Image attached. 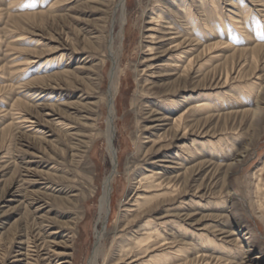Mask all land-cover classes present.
<instances>
[{
    "label": "rangeland",
    "instance_id": "374dc122",
    "mask_svg": "<svg viewBox=\"0 0 264 264\" xmlns=\"http://www.w3.org/2000/svg\"><path fill=\"white\" fill-rule=\"evenodd\" d=\"M189 1L193 4L192 23L169 0H143L145 11L139 0L126 1L124 35L115 45L119 47V64L114 157H118L119 167L112 183L100 263L107 256L105 264L117 263L120 240L130 242L127 234L133 226L117 228L116 220L124 207L136 208L139 194H146L143 187L137 189L139 194L132 190L129 174L137 167L144 169L160 160L165 153H175L183 142L192 144L196 137L192 134L175 140V130L165 125L171 121H162L168 116L166 111L151 103L155 98H169L162 93L168 86L189 88L179 99L194 93L191 89L196 82L195 72L188 81L155 73L149 76L153 83L150 91V85L139 83L145 76L140 70L144 68L143 46L150 41L146 32L151 23L150 11L162 9L170 11L171 18L183 27L180 30L186 28L195 37L197 30L193 25L217 23L219 15L225 22L223 35L208 36L205 41V46L219 43L217 48L207 51L203 61L207 72L205 92L213 95V103L218 107L208 117L202 139L214 141L224 134H233L234 138L229 140L238 150L228 149L216 156L206 154L201 159L202 168H198L200 161L196 158L184 166L187 169L157 161L162 166L170 165V176L179 175L185 193L173 201L159 199L160 205L151 218L177 219L189 228L183 235L179 227L174 226V230L168 226L169 233L177 238L176 248H191L186 262L177 256L173 264H202L199 259L203 253L205 258L213 256L211 264H264V110L255 115L254 105L240 96L237 101L226 100L227 104H222L223 97L215 95L217 91L229 92L254 81L262 86V93L256 96L264 97V48L255 49V53L251 49L256 44L264 46L263 29L256 35L257 24L263 18L264 0H241L239 4L234 0L235 7L230 5L232 0H214L217 12L212 0H204L203 7L199 0ZM117 2L0 0V264H19L15 255L26 252L30 240L36 244L44 242L47 247L40 252L39 259L23 256L22 264H55L63 260L68 261L66 264H89L96 232L102 228L98 219L103 183L113 168L105 131L113 66L109 38L113 33L117 35L121 26L119 14L116 20L114 13ZM246 10H250L247 18ZM228 14L241 17L244 24L248 22L247 33L236 34L234 41L227 33L228 28L234 27ZM60 55L64 56L62 62L68 75L59 74ZM45 61H49L47 72L39 71L40 63ZM240 70L242 78L237 77ZM226 71L230 79L227 83ZM240 84L245 85L238 87ZM242 92L245 95L244 89ZM32 93L40 94L39 100H29ZM230 95L227 93L225 99ZM152 112L154 117L150 116ZM15 117L27 121L21 122L22 128L17 127ZM59 123H64L67 131ZM35 130L39 132L34 133ZM150 133L166 136L170 147L158 152V145L147 153L151 147ZM137 146L141 147L139 153ZM182 200L186 203L183 209ZM199 235L217 241V245L204 247ZM50 241L60 243L55 246L56 254L50 252L51 261L45 259ZM219 244L225 247L220 246L219 250ZM132 248L130 244L127 251ZM197 249L199 254H195ZM133 254L120 264H140L148 258L144 253ZM218 258L222 262L218 263Z\"/></svg>",
    "mask_w": 264,
    "mask_h": 264
},
{
    "label": "bare ground",
    "instance_id": "6f19581e",
    "mask_svg": "<svg viewBox=\"0 0 264 264\" xmlns=\"http://www.w3.org/2000/svg\"><path fill=\"white\" fill-rule=\"evenodd\" d=\"M117 4L115 6V18L118 19L119 14V21H120V30L118 31L117 35H110L109 38V58L113 62V66L110 69V87L107 94V105L109 108V113L107 117V128L105 131V137L108 141V150L110 154L112 155L113 161L112 165L113 168L108 176H106L104 183H103V194L101 196L100 200V207H99V223L101 224L102 228H98L96 232V241L94 245V250L92 253V256L90 257L89 264H105L106 258L103 260L102 263H100V255L103 251V242L105 240L106 232H107V221H108V214L111 210L110 208V201H111V192H112V183L113 178L118 171L119 167V159L118 157L115 158L114 155H117V150L114 144V137H115V118H116V108H115V98L117 93V76H118V64H119V47H116L117 40L123 39V29L127 21V10H126V1L127 0H117ZM200 4L203 7L204 0H199ZM241 0L234 1L232 0L230 5L236 6L237 2L239 4ZM263 1V0H261ZM169 2L174 6L176 9H182V15L184 14V17H186V21L193 22V19L190 17V13L193 8V4L189 0H169ZM212 2V7L214 8L215 12L218 11L217 4ZM139 4L142 6L143 11L146 10V5L143 4V0H139ZM151 12V23L149 27H147L146 32L148 33V39L150 40L148 44L144 45V49L146 52H144L143 57V63L144 68L140 70L142 72V75H145L141 80H139L140 84L143 85H152L153 83L150 82V77L154 75L155 73H161L162 75H170V76H177V80H183L188 81V77L192 73H196V82L194 83V86L191 90H194L193 92H189L188 94H184L181 99H179V95L183 92L189 91V88L184 85L180 88H171L170 86L166 87L165 90H163V94L170 95L167 99L162 98H155L151 101L152 105L157 108H164L166 111L167 117L162 118V121H168L171 122L165 124L172 126V128L175 130L174 137L175 140H183L190 135L194 134L196 137H194L192 144H189L187 142H183L182 145L179 146V149L175 151V153H165V155L157 161H164L167 163L172 164H180L179 166L182 168L186 166L191 158L198 159L199 166L198 168H202L203 159L206 154H210L212 156L221 155L225 150L229 151H237L238 148L235 147V145H232V142H230L229 138H234L235 135L231 134V136H228V134H224L222 137H219L215 139L214 141L211 140H203L202 137L205 134V130L207 128V120L208 117L212 116V111L215 107H218L213 103V95L205 92V79H206V71L205 70V62L204 57L207 54V51H210L214 48H217L219 45L218 42L212 43L211 45L205 46V41L208 36H215V34H222L225 28V22L222 20L221 15H219V19L217 23L207 24L202 23L201 26L193 25V28L197 30L196 37L194 34L190 33L188 29H182L181 25H179L175 19L171 18V13L168 10H162V9H152ZM250 10H246L245 17H249ZM263 18L260 20L261 22H258V29L256 30V35L259 36L261 28L264 31V10H263ZM232 25L234 26L227 29V33L231 34V40L234 41L236 39V34L243 35L246 32V26H248V22L246 20V24L240 22L239 19L241 17H237L236 15L233 16L231 14H228L227 16ZM171 18V20H169ZM188 22V23H189ZM221 25V26H220ZM201 28V30H198ZM113 30V29H112ZM113 32V31H112ZM264 33V32H263ZM223 35V34H222ZM262 37H264V34H262ZM121 46V45H120ZM203 46V48H202ZM264 48L263 45L256 44L251 49H253V52L255 53V49H261ZM202 48V49H201ZM196 54L194 55V53ZM59 74L62 75H68L69 70L64 68L63 64V58L59 56ZM255 57V56H254ZM253 57V58H254ZM246 61V60H245ZM49 62V61H48ZM48 62H41L40 66L38 68L39 71L47 72V68L49 67ZM245 63V62H244ZM243 63V65H244ZM51 64V63H50ZM55 64V63H54ZM44 69V70H43ZM242 69V68H241ZM243 70V69H242ZM138 72V73H140ZM241 70L238 72L237 77L242 78V75H240ZM221 76V75H220ZM229 79V71H226V78L225 83H227ZM230 80V79H229ZM186 83V82H185ZM224 83V84H225ZM170 84V83H168ZM148 87V91L152 90L151 87ZM245 84H240L239 86H242ZM145 87V86H144ZM262 86L258 85L256 82L252 81L247 83L245 87H239L238 89H231L229 92L223 91L225 95L231 94L230 98L225 99V95L221 91L215 92L216 96L223 97L222 104H227L226 100L231 103L232 100H238L237 96H240L245 101H248L254 105V114L257 115L259 112L264 110V97L263 96H256L260 93H262L261 90ZM147 89V88H146ZM242 89L245 91V95H243ZM256 91V92H255ZM147 92V91H146ZM160 91H158L159 93ZM39 95L37 93H32L29 100H39ZM220 104V103H218ZM153 112L150 116H153ZM16 120V125L18 128H22L23 124L21 122H27V121H20V117L14 118ZM20 119V120H19ZM26 120H29V116L25 117ZM24 119V120H25ZM156 120V119H155ZM20 121V122H18ZM33 122V121H30ZM192 122V123H191ZM60 128L67 131L68 127H65L64 123H59ZM157 127V126H156ZM171 128V129H172ZM38 130H35L34 133H38ZM207 132V131H206ZM172 133V134H173ZM235 134V133H234ZM203 135V136H202ZM166 137V136H165ZM165 137L161 135H154L150 133L148 135L149 143L151 144V147L149 150H147V153L151 151V148H156V146L159 145L160 148H158L155 151H162L166 150L170 147L171 141L168 143L165 141ZM170 137V136H169ZM165 141L166 143L162 144V142ZM141 150L140 146H137V153H139ZM209 152V153H207ZM242 152L244 150L239 151L237 157L242 156ZM79 155V154H77ZM236 158V161H239V159ZM157 161L151 162L147 165L146 168L137 167L134 169L133 172H131L130 180L131 181V188L135 192L139 188H146L144 189L146 192L145 197H140V194L135 200L136 208L127 206L124 207L125 211H120V214L116 220L117 228L120 227H132L133 228L129 231L127 234V239L130 238V242H127L128 245H125L127 243H124V239L120 240L121 243V253L118 255L119 257L116 259L115 264H120L121 262H124L126 258H130L131 254L139 252L147 254L148 258L144 259L140 264H173L175 261L174 259L178 257H182V260L184 262L188 259V253L191 250V248L188 247V245H184L181 247L176 248L178 244L175 242L177 241V238L173 236L174 234H170V229L168 226L172 227L174 230V226L179 227V231L181 234H186L188 232V227L184 225L181 221L174 219L173 221L166 220V217H160L159 219L151 218L152 214L154 213V210L157 209V207L160 205L159 199H169V201H173L176 198H180L185 193L182 188L181 184L179 182L180 179H178L179 175L176 177L170 176L169 173H173L169 169L170 165L162 166L157 163ZM236 166V165H235ZM130 168V167H129ZM187 169V167H184ZM131 169V168H130ZM59 171L61 169L59 168ZM139 176L142 178L140 179ZM139 178V179H138ZM188 181V180H187ZM137 184L139 185L137 187ZM186 187V186H185ZM138 189V190H137ZM185 196V195H184ZM144 200L142 201L141 199ZM158 200V201H157ZM163 202V201H162ZM189 204V203H188ZM180 208H185V200H182L180 203ZM123 207V206H122ZM134 208V209H133ZM167 212V211H166ZM128 216V217H127ZM166 221H165V220ZM141 220V221H139ZM98 223V224H99ZM39 224V230H42L41 223ZM136 224H139V226L136 228ZM38 229V228H37ZM39 234V231L38 233ZM55 235V233H52V236ZM233 235V234H232ZM50 236V235H48ZM170 236V237H169ZM55 238V237H54ZM56 239V238H55ZM38 240V239H36ZM198 240L202 242V245L204 247H208L209 244H215L213 246L217 245V241L208 239V237H203L202 235H199ZM46 243H48L46 241ZM52 245L49 247V253L48 255H45V259L51 261L52 254H56V248L55 246H60V243H56L54 241H50ZM130 244H133V248L127 251V249L130 248ZM210 246V245H209ZM225 247L224 245L219 244V247ZM46 244L43 242L42 244H36L34 240H30L28 243L26 252L19 251L15 255L16 262L19 264H22V260H24L23 256L29 257V256H38L37 258H40V252L44 249H46ZM212 247V246H211ZM218 248L219 250H222ZM213 248V247H212ZM217 248L214 247V250ZM250 249V248H249ZM248 249V250H249ZM33 251H35V255L33 254ZM126 251V252H124ZM52 252V254L50 253ZM158 252L157 254H155ZM160 252V253H159ZM199 250H195V254H199ZM206 253H203L201 255V258L199 259V262L202 264L206 262L205 264H211L212 258H205ZM129 255V256H128ZM50 256V257H48ZM50 258V259H49ZM36 259V260H38ZM68 261L63 260L61 262H57L55 264H66ZM119 262V263H118ZM210 262V263H208ZM217 262H222L221 258H218ZM28 264V263H26ZM217 264V263H216ZM229 264V263H227Z\"/></svg>",
    "mask_w": 264,
    "mask_h": 264
}]
</instances>
